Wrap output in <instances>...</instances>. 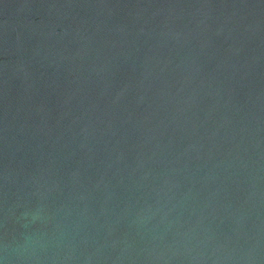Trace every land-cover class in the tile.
<instances>
[{
	"label": "water",
	"instance_id": "1",
	"mask_svg": "<svg viewBox=\"0 0 264 264\" xmlns=\"http://www.w3.org/2000/svg\"><path fill=\"white\" fill-rule=\"evenodd\" d=\"M0 264H264V0H0Z\"/></svg>",
	"mask_w": 264,
	"mask_h": 264
}]
</instances>
